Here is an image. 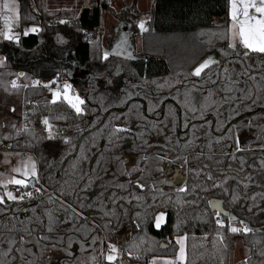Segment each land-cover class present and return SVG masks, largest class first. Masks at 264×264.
<instances>
[{
	"label": "trees",
	"instance_id": "obj_1",
	"mask_svg": "<svg viewBox=\"0 0 264 264\" xmlns=\"http://www.w3.org/2000/svg\"><path fill=\"white\" fill-rule=\"evenodd\" d=\"M104 9L113 13L107 0H96L73 17L68 10H49L46 0H18L19 26L39 31L22 36L19 45L0 43L6 58L0 67V106L10 102L21 108L11 114L6 131L0 122V145L6 141L15 151L32 154L38 172V182L24 190L32 198L0 205V253L15 241L9 255H0V264H93L92 257L98 264L109 243L120 249L116 264H148L152 257L174 256V238L185 234L187 264H230L237 238L243 258L234 264L246 259L248 264H264V255L258 254L264 252V55L245 57L244 49L237 54L227 48L220 36L227 26V0H153L140 54L131 59L108 55L105 60L100 41L88 37L101 29ZM212 53L219 64L199 77L191 75ZM18 72L27 75L21 77V87L12 89L10 81ZM64 79L84 100L82 115L65 102L51 103L43 87ZM33 80L41 85L33 87ZM45 117L49 124L68 126V138H47ZM113 127L127 131L111 136ZM126 156L135 157L130 167L123 164ZM172 163L182 167L189 191L179 194L185 201L180 204H174L176 188L164 178V166ZM137 180L145 185L143 190L137 189ZM213 183L223 187L214 188ZM153 186L160 191H152ZM233 191L239 196L236 202ZM211 199L236 217L235 225L243 221L253 232H228V217L220 215L224 241L214 246L217 216L209 208ZM254 203L259 207L248 212ZM69 204L82 215L63 223L71 215L65 211ZM105 211L110 215L104 216ZM160 212L165 222L156 229ZM49 214L54 218L51 233L46 230ZM85 222L87 227H81ZM73 224L80 231H68ZM205 233L207 240L201 241ZM45 235L51 239L40 240ZM68 236L71 256L64 251ZM92 236L98 237L96 245L89 243ZM59 237L63 243L56 242ZM133 243L138 248L130 249ZM128 250L141 258H130Z\"/></svg>",
	"mask_w": 264,
	"mask_h": 264
},
{
	"label": "snow or ice",
	"instance_id": "obj_2",
	"mask_svg": "<svg viewBox=\"0 0 264 264\" xmlns=\"http://www.w3.org/2000/svg\"><path fill=\"white\" fill-rule=\"evenodd\" d=\"M228 4V14H227V20L224 22L227 26L224 29V31L220 34L221 38L227 41V48L233 50L237 54H239L238 49L242 48L244 49V56L248 57L250 53H257L264 55V0H227ZM0 21H3V27L0 28V39H3L5 41H10L13 43H16L19 45L21 34L14 31V26H18L19 21V15H18V4L17 0H0ZM60 23H66V21L61 20ZM138 27L141 29V31H147L145 21L142 19L139 22ZM29 31L31 32H38L39 29L36 27H32L31 29H25L23 32V35L27 36ZM119 47V45H118ZM108 52L103 53V59H108ZM6 63L5 57H0V67H4ZM213 64H219V61L213 60L211 57L205 59L203 62H201L195 69L192 71L191 75L199 77L201 76V73L205 69H209L211 65ZM12 75V74H10ZM16 79H13L10 81L11 88L12 89H18L21 87L17 83V81L21 77H26V73L24 72H18L14 74ZM52 83H55L53 81ZM0 84H3V81H0ZM41 85V81L39 80H33L32 86H39ZM23 87L27 88L29 85L24 84ZM43 87L48 88L51 92V103L55 104L58 101L65 102L68 107L73 109L77 115L83 114V108L81 107L84 105V100L79 97V95L72 94V86L68 83H65L63 85V88L61 89L59 86H57L54 90L51 88L50 84H44ZM158 87H161V85H158ZM8 89L5 88V91ZM212 94L210 93L209 96ZM14 110V109H13ZM195 111L194 109H192ZM59 118V117H58ZM42 123L45 125V130L48 132V138L52 139L54 136V133L52 131V126L49 124V119L45 117L42 120ZM15 127V126H13ZM126 128H117L113 127L111 136H116L117 133L120 132H126ZM7 138V137H5ZM122 138V137H117ZM66 143L68 141H65ZM111 142V141H110ZM10 147V146H9ZM7 156V154H6ZM163 159V157H161ZM185 163H187V160L185 159ZM244 161H241V170L243 169ZM260 167L264 169V161H261ZM136 169H133L135 171ZM162 171V169H158ZM11 171L13 173L19 174L21 178H16V176H11L7 180H0V189H3L2 193H0V205H3L5 203V197H7L10 201H22L25 197L32 198L33 193L30 191L23 192L20 196H16L13 194L12 191L8 190L9 185H18L21 188H27L29 185L30 178H36L38 177L37 172V166L35 161L28 157L26 160L19 161L17 166L12 167ZM130 175V173H127ZM0 175H3V173H0ZM199 175V173H197ZM207 179L209 181L213 180V176L211 174H207ZM246 179L251 180L252 177L248 176ZM226 182V181H225ZM131 183V181H130ZM161 183H167V181H161ZM87 187V186H86ZM121 188H124V185H120ZM136 187L139 190H143L145 188V185L142 184L139 180L136 181ZM212 187L214 188H221L223 187V184L220 183H213ZM245 188L248 187V184L246 183L244 185ZM195 190V186L193 187V192ZM206 190V189H202ZM35 191L39 193L41 191L40 188H36ZM152 191L159 192V189H156L155 186H153ZM177 192V198L174 201V204H180L184 203L185 201H182L181 196L179 194H189V191L187 189V186L184 187H178L175 189ZM223 191L225 194L229 192L228 188H223ZM63 194V193H62ZM115 195V194H114ZM163 195V193H161ZM133 199H136L139 201L141 199L138 195H133ZM121 199L127 200V197H121ZM239 199V196L233 191L232 194V202H236ZM253 201H255L256 197H251ZM153 200H155V195H153ZM113 204L116 203L115 199H113ZM187 203H195V201H186ZM63 206V202H62ZM80 207L83 208L84 204L81 203ZM89 208L93 207V205H88ZM213 207H218V205H213ZM254 207H259V205H256L255 203L248 207V212H252ZM70 210L71 215L66 218L63 223H72L73 218H79L82 214L77 212L75 208H73L70 204L65 207V211L68 212ZM261 211H264V209H261ZM114 214V213H112ZM126 214V213H125ZM110 213L105 211L104 216H109ZM137 216H139V213H137ZM217 218L215 219V224L217 226V231L215 233V237L213 239V245L215 246V243L217 240L221 244H223L224 241V229H225V222L223 219H220V213L217 211L216 213ZM86 219V218H85ZM165 219V213L160 212L155 215V227L157 229L160 228L161 223ZM236 222V217L228 214V226L227 231L232 234H240L243 233L245 235L253 232V229H251L247 224H245L243 221H239L240 227L233 226V224ZM81 227H87V223L81 225ZM105 227H107V224H105ZM137 227H139V224H137ZM47 232L51 233L55 230L54 228V218L51 216V214L48 215V225H47ZM90 230V229H89ZM68 231H80L79 228H76L75 224H73L72 228L68 229ZM207 233H205L200 240L206 241L207 240ZM51 237L45 235L41 236L40 240H50ZM85 239L87 240V235L85 234ZM193 240H196L197 238L195 236L192 237ZM68 244L67 248L64 249V251L67 253V255L71 256L72 252L70 251L72 247V236H68L67 238ZM98 240L97 236H92L90 240L91 245H96ZM187 241H188V235H178L175 237V246H177V250L175 251L174 257L172 258H153L149 264H187L188 260V251H187ZM57 243H63L64 237H59L56 241ZM259 241H257L258 243ZM15 243V241H9V248L7 251L0 253V255L7 256L10 254L12 245ZM20 243H24L23 237H21ZM56 245L53 244V247ZM203 246V245H201ZM161 247H166L164 245H161ZM193 247H195V244H193ZM81 250H85L84 243L80 244ZM131 248H138V245L133 243L130 245ZM17 251H20L17 249ZM27 251H31L28 249ZM103 254V253H102ZM259 255H264V252L258 253ZM127 255L130 258L140 259L141 257L139 254H136L134 256L133 252L131 250L127 251ZM121 252L120 249L112 243H109L107 245V254L104 256V259L106 260L107 264H116V261L120 259ZM92 262L95 264V257H92ZM243 264H248L247 259L243 262Z\"/></svg>",
	"mask_w": 264,
	"mask_h": 264
},
{
	"label": "crops",
	"instance_id": "obj_3",
	"mask_svg": "<svg viewBox=\"0 0 264 264\" xmlns=\"http://www.w3.org/2000/svg\"><path fill=\"white\" fill-rule=\"evenodd\" d=\"M18 1V0H17ZM96 0H46V7L49 10H68L71 15L77 16L80 11L84 8H90L92 6H94ZM108 1V6L110 9H112L113 13L110 12L109 9H104L103 11L106 12V19H105V25L107 27H111L112 33L111 34H103L105 33L106 30L105 29V25H103L102 22V14L103 11H101V15H100V21H101V29L97 32H90L88 33V37L92 38L95 37V39L99 40L101 43V46L103 48V51H105V49H109V46L111 45V42L113 41V38L116 35V31L117 28L119 31L121 32H125V34L127 36H130V38H132V35L136 34V36H138L139 38L141 37L142 31H139L138 29V23L143 19L146 21V28H147V24L150 20L151 17V8H152V3H151V7L148 10V8L143 11V10H139V4H138V0H107ZM114 3H118L119 5H121L122 9L121 12L123 13L122 16H119L117 13L116 8L113 6ZM148 12V13H147ZM65 21V20H64ZM24 27V26H22ZM20 27V28H22ZM29 27H35V26H29ZM2 28V27H0ZM38 28V27H36ZM39 29V28H38ZM103 30H105L103 32ZM36 32H29L28 34H33ZM2 39H0V43H2ZM1 54V52H0ZM2 57L3 54H2ZM16 79V78H15ZM21 79V78H20ZM20 79L17 81V83L19 85H21L20 83ZM13 80V79H12ZM55 81V80H54ZM53 81H51V88L54 90L57 87V83L60 84V82H56L57 85L52 83ZM62 83L59 85V87L62 89L63 85L65 83V79L61 81ZM70 84V83H68ZM71 85V84H70ZM11 87V84H10ZM47 91L48 96L51 99V92H49L48 88H45ZM1 104V103H0ZM14 109V110H13ZM21 112V108L20 107H15L13 103L10 102H2V105L0 106V122L2 123V130L6 131V124L8 122H10L11 120V114H19ZM52 131L54 133V136L52 139L54 140H58V139H67L69 134H70V128L68 126H64V125H52ZM45 135L48 138V132L45 130ZM10 145L9 142L3 141L1 142V147H0V153L1 154H13L14 152H21V153H25V154H29L30 156L33 157L32 154L28 153V152H24V151H5L4 147ZM34 158V157H33ZM35 160V158H34ZM36 163V161H35ZM35 180L37 181V177L35 178ZM36 183V182H35ZM18 186V185H14L13 187ZM24 190V188H23ZM238 257H240L239 259H241L243 257V252L241 251L240 254L238 255ZM151 260H149L150 262ZM238 261V260H237ZM148 262V264H149ZM235 263V262H234ZM233 263V264H234Z\"/></svg>",
	"mask_w": 264,
	"mask_h": 264
},
{
	"label": "rangeland",
	"instance_id": "obj_4",
	"mask_svg": "<svg viewBox=\"0 0 264 264\" xmlns=\"http://www.w3.org/2000/svg\"><path fill=\"white\" fill-rule=\"evenodd\" d=\"M151 3H152V0H138L139 10L140 11L141 10L145 11L147 8L149 10L150 7H151ZM17 4H18V1H17ZM113 6L116 8L117 13H120L118 15L119 16H122L123 13L121 12V9H122L121 5H119L118 3H114ZM106 15H107L106 12L103 11V14H102V22H103V25H105ZM138 25H139V23H138ZM145 25H146V21H145ZM104 27H105V29H108V30H106V31L103 30V32L105 31V33H103V34H108V33L111 34L112 33L111 27H107L106 25ZM25 29H31V27L24 26V27L20 28L19 24H18V26H14V31L20 33L21 34V37L22 36H25V35H23V32H24ZM138 29H139V31H141V29L139 27H138ZM29 32L31 33V31H29ZM2 41H5V40L2 39ZM129 53L131 55H133V56H138L140 54V38L138 36H136V34L132 35V38L130 40ZM0 57H2V53L0 54ZM209 57H211L215 61H218L217 54L216 53H212V54L208 55L207 57H205L201 62H203L205 59H207ZM61 81L62 80H55V83H53V84H55V85L58 84L57 86H59L62 83ZM56 82H60V84L59 83L56 84ZM65 82H67V80H65ZM44 84H50V86L52 85L51 82H47V83H44ZM72 94H75L76 95V93L73 92V91H72ZM44 132H45V129H44ZM28 157H31L34 160V158L32 156H30L29 154H25V153H21V152H14L13 154H7V156H6V154H1L0 153V173H3V175H0V180H7L11 176H16V178H21L19 176V174L13 173L11 171V169H12V167L17 166V164H18L19 161L26 160ZM133 163H134V157H131V156H126L124 158V160H123V164L126 167L131 166ZM181 168L182 167L180 165L176 164V163H172L171 168H169V167L166 168V166H164L165 178L168 179V180L169 179H172V177L175 178V180H174L175 185L178 184V183H180L179 182L180 180L183 183V178H180L181 177L180 176V174H181L180 169ZM32 179H35V178H30L29 183H30V181ZM13 186L14 185H9L8 186V190L9 191H12V187ZM24 190H25V188H24ZM2 191H3V189H0V193H2ZM20 195L21 194H17L16 196H20ZM4 199H5V202H9L10 201V200L7 199V197H5ZM164 222H165V219L161 223V226L164 224ZM233 226L240 227V224L239 225L233 224ZM154 227H155V222H154ZM174 240H175V238H174ZM176 250H177V246H176ZM241 251L243 252V250H242V244H241L240 239L237 238L235 240V248H234V250L231 252V254L229 256V262H230V264H233L237 260H240L239 259L240 257H238V255L240 254ZM106 254L104 253L102 256H100V260H99V263L98 264H102L103 262H106V260L104 259V256ZM172 257H174V256H157V257L150 258V260H152L153 258H172ZM123 264H134V261H132L130 263L124 262Z\"/></svg>",
	"mask_w": 264,
	"mask_h": 264
},
{
	"label": "water",
	"instance_id": "obj_5",
	"mask_svg": "<svg viewBox=\"0 0 264 264\" xmlns=\"http://www.w3.org/2000/svg\"><path fill=\"white\" fill-rule=\"evenodd\" d=\"M130 40H131L130 36H127L125 32L123 33L119 31L117 28L116 35L113 38V41L111 42V45L109 46V49H106L104 52H108L109 55H112L115 57L131 59L134 56L129 53ZM35 182L37 183L38 181H36L35 179H32L28 186L34 187ZM47 194H50V193H47ZM213 205H218V207H213ZM209 208L213 213H217L218 211L220 215L222 216L228 217V214L232 215L231 213L225 211L223 209L222 202L216 199H211L209 201ZM161 248H165V247H161Z\"/></svg>",
	"mask_w": 264,
	"mask_h": 264
},
{
	"label": "built area",
	"instance_id": "obj_6",
	"mask_svg": "<svg viewBox=\"0 0 264 264\" xmlns=\"http://www.w3.org/2000/svg\"><path fill=\"white\" fill-rule=\"evenodd\" d=\"M0 27H3V21H0ZM15 78H13V79H15ZM9 146L10 145L5 146L4 147V150L5 151H12L13 149L11 148V146L10 147ZM12 192H13V194L17 195V194H22L24 192V190L20 186H15V187H12ZM137 264H146V263H144V262H138Z\"/></svg>",
	"mask_w": 264,
	"mask_h": 264
},
{
	"label": "flooded vegetation",
	"instance_id": "obj_7",
	"mask_svg": "<svg viewBox=\"0 0 264 264\" xmlns=\"http://www.w3.org/2000/svg\"><path fill=\"white\" fill-rule=\"evenodd\" d=\"M239 140H240L239 143L242 142V141L244 140V137L239 138ZM134 158H135V157H134ZM134 160H135V159H134ZM133 164H134V163H133ZM133 164H132V165H133ZM132 165H131V166H132ZM171 165H172V164H171ZM171 165L169 166V168H171ZM129 167H130V166H129ZM180 172H181V174H180L181 177H180V178H183V183H182L181 180H180V181H179L180 183H178V184L175 185V183H174L175 178L172 177V179H169V180L166 179L165 177H164V178H165V180L170 181V183L173 185L174 188L184 187V176H183V174H182V168L180 169Z\"/></svg>",
	"mask_w": 264,
	"mask_h": 264
}]
</instances>
